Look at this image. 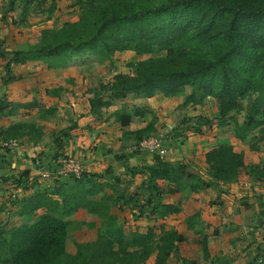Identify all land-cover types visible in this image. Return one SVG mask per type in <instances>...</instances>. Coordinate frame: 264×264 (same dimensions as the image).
<instances>
[{"label":"trees","instance_id":"16d2710c","mask_svg":"<svg viewBox=\"0 0 264 264\" xmlns=\"http://www.w3.org/2000/svg\"><path fill=\"white\" fill-rule=\"evenodd\" d=\"M121 52L164 55L131 64L132 74H116L88 101L91 113L111 107L128 94L175 98L189 88L185 103L215 99L218 119L221 124L226 118L233 122L238 140L257 131L253 145L264 141V0H84L76 21L42 31L37 45L13 52L11 61L20 65L41 61L49 69H58L73 58L90 55L105 62ZM104 92L106 99L101 96ZM34 105L30 102L26 107ZM145 113L137 107L116 111L113 116L126 128ZM240 114L241 123L236 118ZM154 125L151 121L130 134L139 142L155 131ZM35 134L41 136L34 124L11 123L0 128V147L2 141L24 138L35 143L40 140ZM204 158L210 170L206 177L163 163L128 169L132 176L146 174L147 187L126 198L116 189L119 179L111 176L109 168L103 174L67 176L55 186L37 189L19 201L16 215L25 222L8 231L0 228V264H146L152 255L153 264H169L184 241L180 233L160 226L156 234L149 227L126 238L111 210L120 203L119 207L131 206V212L139 213L135 218L163 219L180 209L160 202L159 181L181 191L184 177L190 181V192H196L233 184L246 167L244 154L229 144L216 145ZM245 170L252 178L263 175L253 167ZM24 178L29 181L26 171ZM22 189L28 188L23 185ZM79 210L99 219L100 226L88 224L95 229L94 238L77 242L70 254L66 250L69 218Z\"/></svg>","mask_w":264,"mask_h":264},{"label":"rangeland","instance_id":"374dc122","mask_svg":"<svg viewBox=\"0 0 264 264\" xmlns=\"http://www.w3.org/2000/svg\"><path fill=\"white\" fill-rule=\"evenodd\" d=\"M82 1L84 0H21V4L29 8L27 10L29 18L26 23H21L18 27L21 40L19 46L15 50H5V53L8 52L7 54L11 56L13 51L16 52L35 46L40 42L42 31L56 30L67 22L76 21L80 14ZM21 11V7L15 4L12 16L17 21ZM156 55L163 56L164 53L137 56L133 52H121L113 55L105 62H100L97 58L85 55L80 58H73L65 67L58 69H49L41 61H29L26 65L24 64L18 68L15 73L10 71L6 74V76H10L9 79L0 83V95L4 88L3 94H6L0 97V112L7 109L6 112L11 111L15 114V119L18 122L34 124L40 129L41 136L35 134V138L40 137V140L35 143L32 141L28 143L30 138L17 140L19 147L12 151H5L0 147V228L8 231L25 222V219L16 215L19 201L31 195L37 189L55 186L60 182L61 175L59 171L63 162H66L65 160L77 161L82 165L77 159H72L63 154L59 157L53 154L57 142L53 144L51 140L61 143L63 140L68 139L65 138L67 135L64 134L66 133H71V137L73 134L76 139L85 137L82 142L86 143H89L87 141L89 135V140L91 139V142H93L90 143L91 145L95 144L97 140L92 138L91 133L98 137L99 143L97 144L100 146L95 144L94 149H97L96 157L97 160H100L96 161L101 165L99 170L104 173L112 166L109 169L113 168L114 177L120 180L117 186L118 192L125 198L133 194H139L138 190H131V186L127 183L129 173L125 174L124 169L119 166L113 167L112 164V161L118 156L123 161L125 151L136 152L137 150L142 158L149 156L150 161L146 163L148 164L146 166L157 163L172 167L180 166L187 171H194L198 175L201 174V176L206 177L210 170L205 164L204 154L218 144H229L235 151L244 154L245 168L253 167L256 174L258 172L263 174L260 178L257 176L252 178L246 176L244 168L240 171L238 177V188L244 191L246 189L250 190L251 193H254L256 201L258 199L263 201V203H258L260 206L258 215L264 216V141L253 145L255 142L253 137L258 136L257 131L250 133L244 141L238 140L234 135L233 122L226 118L224 124H221V120L218 119V101L215 99L204 98L199 103H185V96L190 94L189 88L185 90L184 95L175 98H166L161 94H156L152 98L128 94L125 99L113 102L111 107L104 108L98 113L101 115V119L104 116L107 117L109 128L112 130L111 136L114 137L112 142L102 138L103 132L100 131L101 129L93 130L88 134L85 132L86 135L79 136V133L84 132L81 131L82 127H80L81 119L86 124H92L90 118L93 115L87 116L86 114V111H89L88 101L101 92V86L109 84L116 74H132L131 64ZM101 96L106 99L108 94L104 92ZM30 102H35L36 105L30 108L26 107ZM244 104L247 106L246 102ZM137 107L147 112L145 118L139 123L144 121L146 126L148 122H154V128L156 129L150 137L161 142V146L165 151L163 156L156 153H149L148 155L146 151H142L140 141L137 142L128 133L121 134L119 130L117 131V127L112 128V126H115L112 123L114 122V112L123 109L131 111ZM50 110H52V114L49 113ZM84 112L85 115H83ZM236 118L241 123L243 114L236 116ZM262 119L264 120V116H262ZM137 127L134 126V130ZM120 135L119 141L122 142L115 138ZM254 147L257 149L255 150ZM123 164L125 165L124 162ZM127 166L124 168H127ZM81 167L83 168V166ZM25 171L30 174L28 175V182H25V178L21 180ZM142 178H144L142 174H136L132 177L131 183L136 182L139 184ZM18 182H20V185ZM182 182L183 188L176 193L179 203L187 200L192 195L189 193L190 181L183 177ZM23 185H26V189L28 188L26 191L22 189ZM176 189V186L167 183L160 185L159 194H166L160 197V202L169 199L174 194L171 193L172 190ZM252 196L251 200L254 199ZM121 203H124V200H121ZM113 211L118 215L119 221L124 227L126 238L134 231L145 232L147 228L153 227L154 232L158 234L160 226L167 227V224L165 225V223L159 221L162 220L160 218L154 217L151 220H146L143 217L135 218L134 216H138L139 213L131 212V206H116ZM88 224L99 227L100 220L94 216L88 218L78 215L71 221L66 242L68 253L73 254L75 252L77 242H85L94 238L95 229H89ZM189 250L190 257L193 254V244L190 245ZM174 254L178 257V254H180L179 249L178 254ZM186 254L188 252H185ZM175 257H170L169 261L174 260ZM177 257L175 258L176 261L179 258ZM152 260H154V255L148 259L146 264H151ZM187 262L193 264V261L189 262L187 260Z\"/></svg>","mask_w":264,"mask_h":264},{"label":"crops","instance_id":"0c3cea01","mask_svg":"<svg viewBox=\"0 0 264 264\" xmlns=\"http://www.w3.org/2000/svg\"><path fill=\"white\" fill-rule=\"evenodd\" d=\"M15 4H17V6L19 5L22 9L19 14V20L21 19L20 22L12 16ZM27 10H29V8L24 7L21 4V0H0V83L3 80L5 81L6 79H9L10 76H6L8 72L13 71V73H15L18 68L23 66L20 64L16 65L12 62V56H9V54H7L8 52L5 53V50H15L19 46L21 40L18 27H20L21 23L27 22L29 18V12ZM4 91L5 88L3 92ZM3 92H1L0 97L6 95L5 93L3 94ZM6 111L7 109H4L1 111L2 113L0 112V115H2L0 116V128L18 122L15 119V114L13 112ZM86 114L87 116L93 115L91 116L92 118H90L92 124H86V122L81 119L82 122L80 127H82L81 131L84 132L79 133V136L84 135L85 132L88 134L93 130L101 129L100 131L103 132L101 135L102 138L112 142L114 137L112 138L111 136L112 130L109 128L107 117L104 116L101 119V115L98 113H91L90 111H86ZM146 114L147 112L143 117L135 119V121L126 128L119 126L113 116L114 122L112 123H114L113 125L115 126H112V128L117 127V131L119 130L121 134L128 133L131 135L130 132L144 128V121L142 123H139V121H142ZM83 115H85V112ZM134 126H138L137 129L134 130ZM92 134L93 133H91L92 138L95 140L97 139L96 141L94 140L96 142L94 143H99L98 137L96 136V138L95 135ZM64 135H67L65 138L68 139L63 140L61 143H58L56 140H51L53 144L54 142H57L53 154L58 157L63 154L72 159H77L82 163L84 169L83 172L86 174H103L99 170L101 165L96 162L100 161L97 160L98 158L96 157L97 149H94L95 144H90L93 142H91V139L89 140V135L87 137L89 143L82 142L85 137L76 139L73 134L71 137V133H66ZM115 138L119 141L121 135ZM97 146L100 145L97 144ZM138 152L139 151L137 150L136 152L125 151V158H123V161L122 158L119 159L120 156H118L112 161V164L114 165L113 167L119 166L121 169H124L125 174H128V169L130 168L148 165L146 163H149L150 161L148 158L149 156L142 158ZM101 156H103V154H101ZM122 165L124 166L122 167ZM126 165H128L127 168H124ZM113 171L114 170H112V177L115 176ZM142 175L144 178H142L139 184L136 182L132 184V177L134 175L132 176L129 173L127 183L131 186V190H138L139 193H141L140 191L143 192L146 189L147 175ZM60 178L63 179L62 176ZM119 182L117 184L115 183L117 190ZM165 183L166 182L162 181L158 182L159 186H162V184ZM238 183L237 180V182L226 186L210 187L196 192H189L192 195L181 203H179L178 196L176 195V193L180 191L177 189L172 190L174 191V194H172L170 198L168 197L169 199L166 201H163L162 204L177 205L179 206L180 211L175 214H170L159 221L165 223V225L167 224V227H165L166 230H176L180 233L184 237V241L181 243L183 246L180 244L175 251V253L178 254L179 249V258L175 254L171 255V257L176 256L178 261H176L175 257L174 260L169 261V264H185L187 260L189 262L193 261V264H264V216L258 215L260 209L258 203H263V201L258 199L257 202L254 198V193H251L250 190H240L238 188ZM107 193L111 194L110 191H107ZM250 193L254 198L252 200ZM165 195L160 194L159 197ZM255 196H257V194H255ZM116 206L119 207V203H116L112 208V214H116L113 211ZM261 214L263 213L261 212ZM78 215L88 218L93 217L85 210H79L69 218L70 222ZM191 244H193V254L189 257V248ZM203 244L206 247V253L203 252ZM185 252H188V254L185 255ZM187 257L189 258L185 260ZM153 262L154 260H152L151 264H153Z\"/></svg>","mask_w":264,"mask_h":264},{"label":"built area","instance_id":"2783aa9c","mask_svg":"<svg viewBox=\"0 0 264 264\" xmlns=\"http://www.w3.org/2000/svg\"><path fill=\"white\" fill-rule=\"evenodd\" d=\"M142 151H146L147 153H156L159 156H163L165 153L164 149L162 148V144L160 141L156 140L153 137H147L140 141ZM1 146L6 151H12L19 147L18 141L16 140H9V141H2ZM140 148V149H141ZM66 162H63V165L60 169V175L62 177L67 176H74L76 178L81 177L83 173V168L81 167L77 161L73 160H65Z\"/></svg>","mask_w":264,"mask_h":264}]
</instances>
